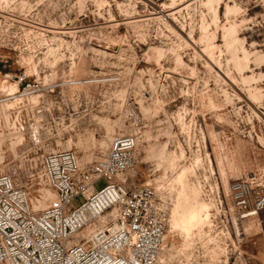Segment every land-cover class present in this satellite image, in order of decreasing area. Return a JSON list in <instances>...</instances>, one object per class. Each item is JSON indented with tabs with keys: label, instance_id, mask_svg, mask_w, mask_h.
Listing matches in <instances>:
<instances>
[{
	"label": "rangeland",
	"instance_id": "1",
	"mask_svg": "<svg viewBox=\"0 0 264 264\" xmlns=\"http://www.w3.org/2000/svg\"><path fill=\"white\" fill-rule=\"evenodd\" d=\"M229 1L238 12L227 16ZM162 3L171 0H0L16 39L12 70L38 67L43 82L25 105L17 96L0 108V174L14 176L40 209L55 198L35 178L42 153L72 148L86 164L106 154L116 135H135L140 153L129 177L157 192L189 167L202 199L218 187L231 208H213L201 233L168 222L157 264H264V210L241 218L229 199L235 179L264 177V0H223L219 26L209 28L216 61L204 50L201 24L211 17L202 0L177 6L175 21ZM229 21L238 27L230 47L222 29ZM66 31H76L77 44L58 47L53 36ZM244 51L250 60L238 63ZM14 106L24 108L8 119ZM106 184L101 178L95 188ZM175 197L163 202L169 214ZM83 201L79 195L73 205Z\"/></svg>",
	"mask_w": 264,
	"mask_h": 264
},
{
	"label": "built area",
	"instance_id": "2",
	"mask_svg": "<svg viewBox=\"0 0 264 264\" xmlns=\"http://www.w3.org/2000/svg\"><path fill=\"white\" fill-rule=\"evenodd\" d=\"M12 26L10 16L0 13V51H5L0 53V108L17 101V96L25 105L43 85L38 67L32 73L22 66L18 72L12 70L10 55L16 51ZM67 32L53 36L58 47L77 44L76 31ZM31 34L46 37L45 32ZM32 45L26 44L22 51H30ZM11 82L17 83V91L7 89ZM16 107L24 108L10 107L8 119ZM139 153L138 137L125 133L113 138L106 154L86 164L72 148L46 150L39 157L35 178L41 188L52 189L55 198L40 209L14 176L1 173L0 264H156L170 214L152 185L129 177ZM101 178L107 184L98 190L95 182ZM79 195L84 201L76 207L73 199ZM212 195L218 211L223 205L230 208L218 187ZM229 196L239 217L259 215L264 210V177L235 179Z\"/></svg>",
	"mask_w": 264,
	"mask_h": 264
},
{
	"label": "bare ground",
	"instance_id": "3",
	"mask_svg": "<svg viewBox=\"0 0 264 264\" xmlns=\"http://www.w3.org/2000/svg\"><path fill=\"white\" fill-rule=\"evenodd\" d=\"M160 1H164V0H160ZM187 1L188 0H171L170 4L162 3L161 4L162 7L173 10V12H171V14L166 13V11L162 9L161 13L165 15L166 18L167 17L172 18L174 19V21L178 20L174 11L177 8V6L179 7L180 5H183ZM222 2L223 0H202L203 6L206 8L207 13L211 17V22L208 19H206V17H204L202 24H201L203 38H206V46L204 50L213 59H214V54H213L214 49L217 48L218 46L213 41V39L216 38V35H215L216 32L209 33V28H210L211 23L215 24L216 27L219 26V21H220L219 8ZM237 12H238V9L235 7V4L229 1L226 4L227 16H230ZM166 23L168 22L166 21ZM222 29H223V38L225 41V45L227 44L230 47L232 44H234V42L238 41V36H237L238 27H237L236 22L229 21L228 23L222 26ZM193 31L194 29H192L189 34L192 35ZM192 39L195 40L194 36L192 37ZM249 55L250 53L248 51H244V56L242 58L238 57L237 62L241 63V61L243 60L246 63H248L250 60ZM214 61H216V59H214ZM209 64L211 66V63ZM8 85H7V89L9 91L13 92V86L14 87L16 86L18 90L17 83L15 82L9 83ZM19 136H22V135H19ZM171 160L172 162H174V160H176V156H173ZM190 172H192V170L189 169V167L183 166L178 172H176V176H174L173 179H170L164 183H160L158 185V191H157L158 192L157 195L161 196V200L163 202H166L168 200L167 197L172 196L173 192L176 193L174 204L171 209V213L169 217L170 227L173 230L179 229L180 231L186 232L188 235L194 233L195 231H198L199 233L203 232L204 231L203 228L206 225L211 224V221H212L211 218L213 215L212 209L213 208L217 209L214 198L212 197L205 198L207 200H204L201 198L200 196L201 190L199 186L195 182L191 181L189 178ZM252 216H258V215H252ZM252 216H248V217H252ZM159 257H158V260H159ZM225 264H227V261H225Z\"/></svg>",
	"mask_w": 264,
	"mask_h": 264
}]
</instances>
